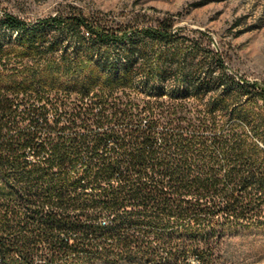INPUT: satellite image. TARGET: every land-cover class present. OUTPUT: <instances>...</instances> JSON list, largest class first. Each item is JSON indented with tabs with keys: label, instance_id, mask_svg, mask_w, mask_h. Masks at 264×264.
<instances>
[{
	"label": "trees",
	"instance_id": "trees-1",
	"mask_svg": "<svg viewBox=\"0 0 264 264\" xmlns=\"http://www.w3.org/2000/svg\"><path fill=\"white\" fill-rule=\"evenodd\" d=\"M142 16L0 7L1 264H215L264 230V83Z\"/></svg>",
	"mask_w": 264,
	"mask_h": 264
},
{
	"label": "rangeland",
	"instance_id": "rangeland-1",
	"mask_svg": "<svg viewBox=\"0 0 264 264\" xmlns=\"http://www.w3.org/2000/svg\"><path fill=\"white\" fill-rule=\"evenodd\" d=\"M68 2L117 21L173 14L181 33L203 35L205 45L225 55L230 73L264 83V0H0V7L33 18ZM165 257L161 253L157 259ZM212 258L215 264H264V230L226 235Z\"/></svg>",
	"mask_w": 264,
	"mask_h": 264
}]
</instances>
